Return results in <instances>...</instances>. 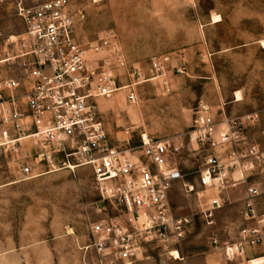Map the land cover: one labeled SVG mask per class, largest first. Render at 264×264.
I'll list each match as a JSON object with an SVG mask.
<instances>
[{
    "label": "rangeland",
    "instance_id": "rangeland-1",
    "mask_svg": "<svg viewBox=\"0 0 264 264\" xmlns=\"http://www.w3.org/2000/svg\"><path fill=\"white\" fill-rule=\"evenodd\" d=\"M45 1L0 0V31L19 38L25 27L17 6ZM70 9L82 44L114 30L130 72L141 70L136 101L123 91L98 97V116L114 147L140 150L146 134L179 148L173 160L182 177L170 187L169 207L175 219L187 221L169 247L148 242L143 255L130 260L101 256L92 247V224L123 217L103 201L91 168L35 162L34 173L24 175L21 160L35 158L32 142L24 140L22 150H0V264H246L228 261L221 246L250 225L247 184L262 191L264 212V164L247 173L246 184L221 192L204 185L201 170L211 148L196 139L195 119L206 104L216 123L243 122L246 142L264 150V0H70ZM156 58L164 61L162 71L151 70ZM112 73L121 84L130 81L128 70ZM16 76H23L19 61L0 70V80ZM256 113L255 123L245 119ZM218 194L223 206L204 217L201 209Z\"/></svg>",
    "mask_w": 264,
    "mask_h": 264
},
{
    "label": "built area",
    "instance_id": "built-area-1",
    "mask_svg": "<svg viewBox=\"0 0 264 264\" xmlns=\"http://www.w3.org/2000/svg\"><path fill=\"white\" fill-rule=\"evenodd\" d=\"M17 15L25 27L19 38L12 40L0 31V70L17 61L23 66L22 77L0 80V150L17 152L23 149L24 140L32 142L35 158L21 160L24 175L34 173L35 162L48 168H91L103 201L123 217V221L92 224V247L101 256L130 260L143 255L145 243L174 244L187 221L175 219L169 207L170 187L182 177L173 160L179 148L146 134L140 150L114 147L98 116L96 98L123 91L135 102L136 87L143 77L140 69L130 72L116 32L104 31L96 42L82 44L75 33L70 0L19 4ZM78 15L84 17L82 11ZM163 62L154 59L151 70L162 71ZM114 69L128 70L130 81L121 84ZM245 119L255 123L259 116ZM195 123L196 139L211 148L201 170L204 185L221 192L246 184L247 173L264 164V150L248 144L242 135L239 125L243 122L225 118L216 123L210 107L200 104ZM261 195L256 184H247L244 215L250 225L239 231L236 241L221 246L230 262L256 264L264 257V212L258 208ZM223 201L218 194L201 213L211 218ZM213 242L219 243L217 239Z\"/></svg>",
    "mask_w": 264,
    "mask_h": 264
},
{
    "label": "bare ground",
    "instance_id": "bare-ground-1",
    "mask_svg": "<svg viewBox=\"0 0 264 264\" xmlns=\"http://www.w3.org/2000/svg\"><path fill=\"white\" fill-rule=\"evenodd\" d=\"M262 43L264 44V40L262 41ZM238 97H239V95H238ZM238 99L240 100V97ZM172 254L176 255L177 258L180 257V254H179V252L177 250H175ZM255 262H256V264H264V257L261 258V259L256 260Z\"/></svg>",
    "mask_w": 264,
    "mask_h": 264
}]
</instances>
